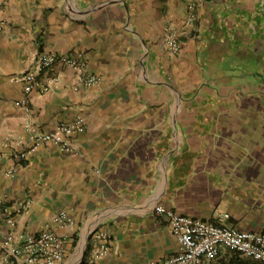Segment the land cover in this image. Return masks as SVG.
<instances>
[{
    "label": "crops",
    "instance_id": "obj_1",
    "mask_svg": "<svg viewBox=\"0 0 264 264\" xmlns=\"http://www.w3.org/2000/svg\"><path fill=\"white\" fill-rule=\"evenodd\" d=\"M191 1L197 38L173 55L163 32ZM0 2V251L13 217L18 236L66 235L58 264L169 258L180 244L158 206L214 222L229 213L264 233V0ZM43 50L82 52L101 82L76 89V71L58 63L59 84L24 105L12 78ZM78 115L86 129L70 151L47 143L16 157L32 127ZM61 213L69 223H53ZM238 257L224 250L211 264Z\"/></svg>",
    "mask_w": 264,
    "mask_h": 264
},
{
    "label": "built area",
    "instance_id": "obj_2",
    "mask_svg": "<svg viewBox=\"0 0 264 264\" xmlns=\"http://www.w3.org/2000/svg\"><path fill=\"white\" fill-rule=\"evenodd\" d=\"M2 4L0 2V10ZM199 13L194 1L189 2L187 14L178 24H169L163 32V42L168 51L177 55L187 39L197 38ZM5 29V22L0 17V31ZM61 63L73 68L78 74L79 89L81 86L92 87L99 84L102 76L90 70L88 59L82 52L73 50L67 53L43 50L38 53L31 66L12 79L20 82L24 90L22 103L28 105L34 92L44 94L59 84L60 74L54 70ZM86 129V119L78 115L73 119L62 121L55 130L40 131L31 128L32 137L28 148L20 151L19 160L34 155L37 150L53 143L61 150L70 151V139ZM158 214L169 222V228L178 238L180 248L176 255L165 259H154L147 264H211L223 251L236 253L241 257L264 263V233L239 229L226 222L229 213L220 216V222L193 217L179 213L166 206L157 207ZM10 229L2 243L0 264H58L67 254L66 235L59 234L53 228L42 229L37 233H23L19 236L14 231L15 219L8 218ZM53 223L64 225L68 218L64 213L56 216ZM103 235V234H102ZM101 253L107 249L108 236L101 237Z\"/></svg>",
    "mask_w": 264,
    "mask_h": 264
},
{
    "label": "rangeland",
    "instance_id": "obj_3",
    "mask_svg": "<svg viewBox=\"0 0 264 264\" xmlns=\"http://www.w3.org/2000/svg\"><path fill=\"white\" fill-rule=\"evenodd\" d=\"M253 263H257V264H264L262 262H258V261H255V260H252L250 258H247V257H238L234 260V262H231V264H253Z\"/></svg>",
    "mask_w": 264,
    "mask_h": 264
},
{
    "label": "trees",
    "instance_id": "obj_4",
    "mask_svg": "<svg viewBox=\"0 0 264 264\" xmlns=\"http://www.w3.org/2000/svg\"><path fill=\"white\" fill-rule=\"evenodd\" d=\"M253 264H257V263H253ZM261 264V263H260Z\"/></svg>",
    "mask_w": 264,
    "mask_h": 264
}]
</instances>
